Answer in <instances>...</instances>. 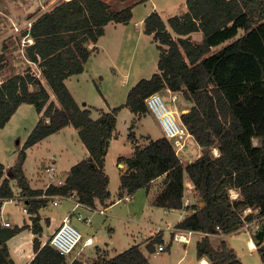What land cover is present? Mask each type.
<instances>
[{
	"label": "trees",
	"instance_id": "1",
	"mask_svg": "<svg viewBox=\"0 0 264 264\" xmlns=\"http://www.w3.org/2000/svg\"><path fill=\"white\" fill-rule=\"evenodd\" d=\"M187 6V11L167 20L156 10L145 17L144 31L158 43L161 72L142 78L130 90L127 103L134 112H147L145 99L153 92L183 90L194 105L181 120L203 152L183 164L166 136L146 147L136 146L134 156L126 159L129 170L121 176V189H149L153 180L165 175L154 203L166 208L184 207L186 192H194L197 202L189 205L194 211L177 224L182 229L229 234L245 221L260 218L254 239L264 264V0H187ZM132 16V5L113 10L106 0H67L39 15L29 33L25 31L34 40L27 46L29 59L40 68L60 107L29 71L0 83V129L23 102L34 104L38 112L45 108L15 164L7 168L0 161V264H17L8 241L29 226L2 223L3 203L15 196L12 180L28 198L36 234L42 231L39 209L48 203L38 195L68 196L77 191L80 200L93 206L97 199L101 203L109 199L104 164L119 107L94 119L91 108L80 106L65 80L84 71L95 49L89 44L98 42L108 23H127ZM240 29L244 34L237 36ZM194 32L202 33L201 42L192 39ZM69 124L78 129L90 155L72 166L62 184L33 189L24 170L27 149ZM231 189H238L240 196L232 198ZM248 207L258 212L244 216ZM159 240L152 239L149 248L154 250ZM33 248L35 255L28 264H151L138 245L88 262L69 259L70 254L43 244L38 236ZM197 256H207L211 264H244L224 240L216 247L208 236L197 242Z\"/></svg>",
	"mask_w": 264,
	"mask_h": 264
},
{
	"label": "rangeland",
	"instance_id": "2",
	"mask_svg": "<svg viewBox=\"0 0 264 264\" xmlns=\"http://www.w3.org/2000/svg\"><path fill=\"white\" fill-rule=\"evenodd\" d=\"M63 1L67 0H0V54L2 53L3 55L0 60V64L2 66L0 68V81L3 82V80H7L17 73H27L29 71L39 77L43 83L45 82L50 89V93H53V97L56 98L54 92L43 77L38 65L29 59L27 46L30 43L28 42V39H32V37L29 34H25V31L27 30V33H29L31 22H34L39 15L51 10L58 3ZM106 1L111 4L113 10H119L126 5L121 0ZM170 1L172 0L141 1L133 8V18L130 23L125 25L109 23L106 27V36L101 38L100 43L98 44L100 50L102 49V51L97 54L95 52L92 53L86 63L84 74L75 75L72 80H69L68 84L72 88L71 91H74L75 94L77 93L78 96H84V99L89 100L92 104L99 108H104L105 110L109 109V104L113 106H122L126 102L128 94L134 84L139 79L148 77L150 73L154 72L157 68L159 48L154 38L148 37L144 34V21L140 23V20L153 6H155V4H159L161 7L168 10L171 9L168 7ZM176 11H178V9ZM126 33H131V37L128 39L125 38ZM242 34H244V30L240 29L237 36ZM202 36L201 32L191 34V37L195 42H201ZM175 37L177 36L175 35ZM32 41L34 40L32 39ZM220 46L222 45L215 46L214 48H219ZM96 49L97 46L94 51ZM162 95L166 104L171 109L176 111V117L180 118L181 106L179 101L175 102L169 94ZM128 113V109L123 110L119 119L117 118L118 129L123 134L121 143L126 142L125 131L128 129L129 125ZM21 115L22 114H19L12 120L11 124L0 131V161L4 164H14L17 161L18 143L24 138L26 130H28L33 122V116L31 121L28 115ZM153 121L156 128L155 126H152L151 123L148 125L147 122H144L145 124L139 128V131L145 133L147 127L149 126L150 129H154L160 133L162 129L161 126H159L160 124L158 125L156 120ZM16 125H19L20 127L15 133ZM258 142L259 140L255 138L254 143L258 144ZM53 143L54 142L49 145L45 144L42 147L34 149L33 152L30 153L29 159L26 163V174L31 179L35 177V173L41 170L42 165L51 164V150L55 149ZM125 145V148H128V143ZM110 165L114 168L113 163ZM113 171L115 174L116 170ZM111 186L115 191L117 188L115 177H113ZM22 198L19 203L16 201L7 202L5 205V213L10 214L16 222L20 221L21 223L26 224L29 222L32 225L33 215L30 210L27 214H24L21 210V206L25 201V199ZM74 200L75 198L59 197V204H57V206L51 205L46 208L45 214L54 216V220L48 219L47 221V219H44L42 222V227L45 231V234L43 235L44 240L48 238L52 230L56 227L58 223L57 220L62 219L63 213L67 211L69 212V210L72 209L74 206ZM132 207L133 209L131 206L129 207L127 202L116 205L112 208L107 217L101 215L102 213L100 212H91V224L80 221L75 217L73 218V224L82 232L84 239L89 235L92 236L95 234L96 230L94 228L96 226L98 227V233L101 234V237L99 238L101 241H111V243L115 244V247L117 246V243L118 246L124 244L125 247H127L128 239L130 237L128 234H125L124 228L130 227V231L137 228L136 226H127V218L134 212L137 216H141V206L136 204ZM156 217L159 218V216ZM174 218L175 214L172 215V219ZM164 222L165 220L163 223ZM13 225L15 224L12 222L11 226ZM109 225H115L114 233L109 230ZM258 225L259 224L256 223L254 226H250V232L255 231ZM146 233L147 232L140 233L138 240L141 241V238H145L147 236ZM39 235L40 234H38V237L41 241H43ZM34 239L35 235L33 233L28 232L27 234H24V236L21 237V240H23L25 244H21L13 255L16 256L19 252L25 259H28L33 254L32 243ZM14 241H16V238L13 239V243ZM18 241H16V244ZM218 242H220L219 239L214 237L213 244L216 246ZM194 245L195 243H192L187 251V254L189 253V257L193 258L195 257ZM12 249L13 251L15 250L14 248ZM239 251L246 264H263L258 251L253 255L251 254V256L248 254L250 250L245 248L244 245L243 249H239ZM79 252L85 257V259L87 258L86 260H90L89 251L86 246L84 247L83 241H81L78 247L69 255V259H72L73 256H76V253ZM183 253L184 245L176 243L175 241L171 249L162 251L161 253L151 254L149 258L152 264H177ZM189 259L190 258L185 259L182 264H187Z\"/></svg>",
	"mask_w": 264,
	"mask_h": 264
},
{
	"label": "crops",
	"instance_id": "3",
	"mask_svg": "<svg viewBox=\"0 0 264 264\" xmlns=\"http://www.w3.org/2000/svg\"><path fill=\"white\" fill-rule=\"evenodd\" d=\"M141 1H144V0H138V1L137 0L136 1L135 0L134 1L125 0L123 2L126 5H124L123 8L128 6V5H132V10H133L135 5ZM168 7H170L171 9L168 10V9L161 7L159 4H155V6H153L147 12V14L145 16H147L150 12L156 10V11H158V13H160V15L162 16V18L164 20H167L171 16H174L176 14H181V13L187 11L188 10L187 0H172V1H170ZM177 9H178V11H176ZM144 17L140 20V23L144 21L143 20ZM132 18H133V16H132ZM132 18H131V20H132ZM131 20L127 23L112 21V22H110V24L114 23L116 25H122V24L125 25V24L130 23ZM107 25H106V27H107ZM106 27H105V33L99 38L98 42L96 44H94V43L89 44L90 48L97 46V49L95 51H93L92 53L95 52L97 54V53H100L102 51V49L100 50L98 44L100 43V39L105 37L107 34L106 33ZM194 33H200V32H194ZM144 34L148 37L154 38L153 34H147V33H144ZM130 37H131V33H126L125 38L128 39ZM155 42L157 43V41H155ZM159 58H160V50H159L158 62H159ZM158 62H157L156 70L154 72H151L148 77H143V78H151L154 73L161 72V70L158 67ZM86 63H85V68H86ZM85 68H84V71H85ZM84 71L81 73L72 74L65 80L70 91L72 90V88L68 84L69 80H72V78L75 75L84 74ZM141 79H139L138 81L136 80L137 82L135 84H137ZM0 83H2V81H0ZM135 84H134V86H135ZM44 85L46 86V88L49 91L50 89L45 84V82H44ZM77 86H78V84H77ZM73 92L71 91V93L75 97L76 101L80 104V106L91 108V110H92L91 116L94 119L99 118L101 116L102 111L109 112V111H112L116 107H119V110L116 114V117L118 119H119L120 114L123 110L128 109V111H129V113H128L129 114V125H128V129H126V131H125L126 142L121 143L123 134L118 129V122H117L116 127L113 131V136L110 139V144L108 146L107 153L105 156L104 169L110 178V182H109L110 197L106 201V203H101L97 199L94 206L97 208H106L107 209L106 213L101 214V215H104L106 217L110 214L112 208H114L116 205H120V204L127 202V204H129V207L131 206L132 209H133L132 206H135L136 204L141 206V211H140L141 216H137V214L134 212V213H131L127 218V226H136L137 227L136 229H133L132 231H130V227L124 228L125 234H128L130 237L128 239V246L127 247H125L124 244L118 246V243H117V246L115 247V244L111 243V241H101L99 239L101 237L100 236L101 234L98 233V227L95 226L94 229L96 230V232L94 235H92V237L94 239L93 244L86 246L88 251H89V256H90V260L88 259V261H92V260H94L100 256H107L109 258L114 257L118 253L123 252V251L127 250L128 248H130L134 245H138L142 249V252L144 253V255L148 258V260L150 262V258H149L150 255L157 253L156 252L157 243H165L166 244L165 250H168V249H171L173 243L176 241V243L184 245V253L181 256V258L177 264H182V262L188 258H190V259H189V262L187 264H202L203 259H207L209 261V263L211 264V262L207 256H201V257L197 256V242L200 241L201 239H203L205 236H208L210 238L212 244H213V238L214 237H217L219 239L220 242H218L216 247L221 243L222 240H224L230 248L235 250L238 257L241 258V260L244 262V264H246L244 258L240 255L239 249H243V245H244L245 248L250 250L248 252L249 255H251V254L253 255L255 252H257L258 245H257L256 240L254 239V231L250 232L249 227L254 226V224L258 223L260 218L254 217L253 220L245 221V224L242 225L238 231L233 232V233H229V234H223L222 232L207 233V232L193 230L192 234L189 235L190 242L187 243V242L175 240L174 235L177 231L187 232L186 230H189V229H182V228L178 227L177 224L182 219H184L188 214H190L191 211H194L193 209H190V207H189V205L197 202V197L195 196L194 192H186L184 207H182V208H166V207L156 205L154 203L155 197L162 190V188L164 186L162 181H163L165 175L160 176L157 179L153 180L151 182V186L149 189H147L146 187H141L134 192H129L127 190L121 189V176L123 173H125L126 171L129 170V164L126 161V159L132 158L134 156L136 146H140L142 148L146 147L150 143L151 140H155V139H158V138H161L164 136L162 129H161V132L158 133L156 130L150 129L149 126L147 127V130L145 131V133H142L139 131V128H141V126H143L145 124L144 122H147L148 125L151 123L152 126H155V128H156V125L154 124L153 120H156L158 125H159L157 118L150 111L134 112L131 109V106L127 103L128 97H127L126 102L122 106H113V105L109 104V109L105 110L104 108H99L96 105L92 104L91 102H89V100L84 99V96H78L77 93L75 94V92L74 93ZM160 92L162 94H169V95H171V97L173 95L177 96L176 100H174V101L175 102L179 101V104L181 106L180 118H181V114L183 112L189 111L190 108L194 105V102L192 100L187 99L184 96L183 90L173 91L170 88H163ZM53 96H54L53 93H50V100L55 101L56 104L60 107V103L58 102L57 98H55ZM44 110H45V108L42 111L38 112L34 104L28 103V102H23L16 109V111L11 116V118L7 122V124L3 128L0 129V131H1L2 129L6 128L9 124L12 123V120L14 118H16L19 114H22L21 116L28 115V117L31 119V121H32V116H33V122L31 123L28 130H26V134H25L24 138L19 141L17 151H19L20 148L24 145L28 136L30 135V133L32 132L34 127L36 126L38 120L44 116L43 115ZM27 112H28V114H27ZM45 119H46L47 123L50 122V118L48 116H45ZM19 127H20L19 125L15 126V133ZM131 133H132V135H131ZM52 142H54L53 145H54L55 149L51 150L52 152L50 151L51 155H52V156H50V160L52 161L51 164H49V165H42L41 164L42 165L41 170L38 171L37 173H35V175H34L35 177L33 179H31L26 174L28 179H29L30 185L33 189L45 190L48 187V182L51 180L52 175L54 176V181L52 182L53 184H57V185L62 184L67 173L71 170L72 166H74L76 163L87 158L90 155L88 148L86 147V145L83 143L82 139L79 136L78 129L76 127H74L72 124H69L65 128H63V129H61V130H59L53 134H50L49 136H47L46 138H44L40 142L34 144L33 146H31L27 149V157H26V160L24 162L25 173H26V163H27V160L29 159L30 153H32L34 149L42 147L45 144H48V145L52 144ZM127 143H128V148H125L126 147L125 144H127ZM202 152H203V148L198 144V142L196 141L194 136L191 134L186 139L184 146L182 148H180L179 151H177V154L179 155L183 164H188V163L192 162L193 160H195L197 157H199L202 154ZM213 152L217 156L220 154L218 147H215L213 149ZM120 158H122V159H120ZM60 161H61V164H60ZM111 163L114 164V168L110 165ZM14 164L6 163L5 165L8 168ZM50 166L55 167V169L52 170L51 172L47 171V168H49ZM113 170H116L115 174L113 173L114 172ZM113 177H115L116 182H117V188L115 191H114V188H112V186H111ZM60 180H62V183H59ZM11 183H12L13 190L15 192V196L10 198V199H6L4 201L3 206H2V219L11 220V223L13 222L14 224H17L19 226H23L26 223H21L20 221L16 222V220H14L10 214L5 213V211H6L5 205L7 204V202H10L11 199H14V198L20 197V196L24 197L25 201H24V204L22 203L23 205H25L28 201L27 197L25 198V196L20 195L21 189L17 185V182L15 180H12ZM230 191H231L232 198H238L240 196V191L238 189H231ZM125 194H130L132 196V199L130 201L122 200V201L118 202V199L123 197V195H125ZM57 196L63 197L64 195L43 194V195L36 196L38 198L41 197V198H46L48 200V203L41 206L39 209V212L41 215L40 224L42 226H43L42 222L44 221V219L45 220L47 219V221H48V219L54 220V216H49V215L45 214V210H46V208L50 207L51 205L57 206V205H54V203H53V200L56 199ZM22 206H21V210H22ZM83 212H85L86 215L91 216L90 211L83 210ZM257 212H258V209L248 207L244 211V216L254 214ZM65 213L67 214L68 211ZM65 213H63V215H62L63 217L66 215ZM24 214H26V213H24ZM173 214H175L174 219H172ZM156 216H159V218H157ZM63 217H62V219H63ZM91 218H92V216H91ZM62 219L57 220L58 223H57L56 227L60 224ZM164 220H165V222L163 223ZM27 223L29 225L28 228L19 232L17 235L12 237L8 241L12 256L15 259V262L17 264H28L33 259L34 255H35V251L33 248L34 240L32 243L33 254L28 259H25L23 257V255L19 252H18V254H16V256L13 255L15 253V251L17 250V248L21 244L22 245L25 244L23 242V240H21V237H23L24 234H27L28 232L33 233L35 235V237H37L38 234H40L39 236L44 241L43 235L45 234V231L43 230V227H42V231H40L38 234H36L32 229L33 224L31 225L29 222H27ZM133 223H135V224H133ZM165 223H167V224H165ZM108 227H109V230L112 231V233H114L115 225H109ZM54 229L52 231H54ZM26 231H27V233H26ZM143 232H147L146 233L147 236L143 239L141 238V241H139L138 240L139 236H140L139 234L143 233ZM89 236H91V235H89ZM15 238H16V241H18V240H21V241H18L17 244H16V241H14V243H13V239H15ZM155 238H159L160 240L153 244L154 250H152L151 248H149V242ZM252 242H254V244H255L254 247L251 246ZM192 243H195V245H194V256L195 257L194 258L189 257V253L187 254V251H188V249ZM12 248H14L15 250L13 251ZM118 249H120V250H118ZM74 257L75 256H73V258ZM192 259H194L195 261Z\"/></svg>",
	"mask_w": 264,
	"mask_h": 264
},
{
	"label": "built area",
	"instance_id": "4",
	"mask_svg": "<svg viewBox=\"0 0 264 264\" xmlns=\"http://www.w3.org/2000/svg\"><path fill=\"white\" fill-rule=\"evenodd\" d=\"M32 25V22L30 23ZM28 42L32 43V39H28ZM29 43V44H30ZM177 96L173 95L172 99L176 100ZM145 102L148 106L149 111L157 118L164 136H166L172 143L174 144L176 151H179L185 144L186 139L191 135L187 126L182 122L181 118L176 117V111L171 109L165 102L163 95L160 91L153 92L146 99ZM54 166H50L47 168V171L54 170ZM54 181V176H51V180L48 182V186ZM62 183V180L59 181ZM57 196L56 199L53 200L55 205L59 204V198ZM68 198H75L74 206L72 209L63 217L60 224L52 231V233L48 236V238L42 241L43 244L49 242L55 249H57L60 253L69 255L71 254L83 241V245L88 246L93 244V237L87 236L85 239L83 238L82 232L73 224V218H77L80 221H84L87 224L92 223V218L89 215L84 214L83 210H88L90 212H100L102 214L106 213V208H97L93 205H89L82 200H80L77 191H74L71 195L63 196ZM22 197H16L11 199V201L20 202ZM24 199V197L22 198ZM132 196L130 194H125L123 197L118 199L119 201L126 200L130 201ZM22 211L24 213H28L29 208L27 203L22 206ZM2 223L5 226H11V221L7 219H2ZM187 232H179L177 231L174 235V239L183 242H190L189 235L192 234L193 230H186ZM166 249L165 243H158L156 252L161 253ZM74 258H79L88 262L85 257L79 252L76 253Z\"/></svg>",
	"mask_w": 264,
	"mask_h": 264
},
{
	"label": "bare ground",
	"instance_id": "5",
	"mask_svg": "<svg viewBox=\"0 0 264 264\" xmlns=\"http://www.w3.org/2000/svg\"><path fill=\"white\" fill-rule=\"evenodd\" d=\"M250 244V243H249ZM252 247H254L255 246V244H254V242H252V245H251ZM202 264H210L209 263V261L207 260V259H203L202 260Z\"/></svg>",
	"mask_w": 264,
	"mask_h": 264
}]
</instances>
